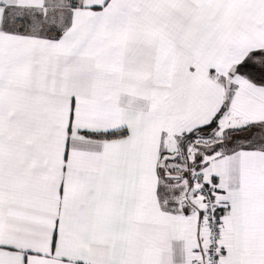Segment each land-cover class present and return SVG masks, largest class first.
I'll use <instances>...</instances> for the list:
<instances>
[{
    "label": "snow or ice",
    "instance_id": "snow-or-ice-1",
    "mask_svg": "<svg viewBox=\"0 0 264 264\" xmlns=\"http://www.w3.org/2000/svg\"><path fill=\"white\" fill-rule=\"evenodd\" d=\"M0 264H264V0H0Z\"/></svg>",
    "mask_w": 264,
    "mask_h": 264
}]
</instances>
